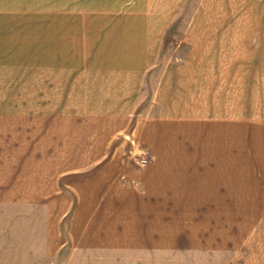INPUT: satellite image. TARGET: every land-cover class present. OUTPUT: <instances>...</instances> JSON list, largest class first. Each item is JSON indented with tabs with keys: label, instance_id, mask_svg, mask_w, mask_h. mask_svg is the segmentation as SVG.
I'll return each mask as SVG.
<instances>
[{
	"label": "rangeland",
	"instance_id": "obj_1",
	"mask_svg": "<svg viewBox=\"0 0 264 264\" xmlns=\"http://www.w3.org/2000/svg\"><path fill=\"white\" fill-rule=\"evenodd\" d=\"M17 1L24 0H0V264H264V5L188 0L174 8L158 61L195 60L197 89L210 95L207 102L198 95V109L206 103L204 109L228 116L227 145L214 150L210 164L197 163L198 174L183 185L212 197L184 216L183 227L192 228L180 230L177 243L166 230L165 245L89 255L57 253L53 231L40 228L35 211L13 193L54 189L50 179L58 177L60 164L67 168L77 153L87 154L66 147L78 137L75 113L98 104L87 101L82 83L119 75L78 59L84 56L75 53L79 47L61 53L55 31L69 24L66 15L84 13L80 7L12 4ZM133 142V152L144 149ZM146 153L149 165L154 155ZM126 159L134 168L147 166L135 165L127 153Z\"/></svg>",
	"mask_w": 264,
	"mask_h": 264
},
{
	"label": "crops",
	"instance_id": "obj_2",
	"mask_svg": "<svg viewBox=\"0 0 264 264\" xmlns=\"http://www.w3.org/2000/svg\"><path fill=\"white\" fill-rule=\"evenodd\" d=\"M187 3L188 0L12 2L80 7L84 13L66 15L69 24L62 23L55 31L59 32L58 44L63 46L61 53L79 47L75 53L84 56L78 59L119 75L107 77L104 73L82 83L87 101L101 105H94L93 111L75 113L74 133L78 137L72 147H66L87 154L76 152V157L66 164L70 169L60 164L63 169L58 177L50 179L56 182L54 189L45 185L42 191L13 193L30 213L35 211L37 220L43 222L40 228L53 231L50 238L58 239L57 253L99 255L111 249L147 250L153 243L165 245L170 238L164 236L166 230L173 231L170 240L177 243L180 230L192 228L183 227L184 216L212 197V193H190L183 185L190 174H198L197 163L210 164L214 150L222 149L223 143L227 145L228 116L204 109L206 103L198 109V97L206 101L210 95L205 94L206 89H197L195 60L181 64L158 61L165 22L175 20L174 8ZM245 3L264 5V0ZM153 7L170 8L167 13L163 9L157 14L149 12ZM166 14H172V18H166ZM179 50L183 52L185 48ZM155 68L162 70L160 77H154ZM130 140L151 152L153 162L132 167L126 159L132 148Z\"/></svg>",
	"mask_w": 264,
	"mask_h": 264
},
{
	"label": "built area",
	"instance_id": "obj_3",
	"mask_svg": "<svg viewBox=\"0 0 264 264\" xmlns=\"http://www.w3.org/2000/svg\"><path fill=\"white\" fill-rule=\"evenodd\" d=\"M130 143L132 144L131 146L134 147V142L130 140ZM129 154V157H131V161L138 166H145L151 161V156L146 153V151L143 150H138L137 152H133L132 148L129 149L127 152V155Z\"/></svg>",
	"mask_w": 264,
	"mask_h": 264
}]
</instances>
